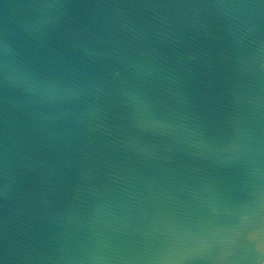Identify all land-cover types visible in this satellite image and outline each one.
Returning <instances> with one entry per match:
<instances>
[{
  "label": "water",
  "instance_id": "water-1",
  "mask_svg": "<svg viewBox=\"0 0 264 264\" xmlns=\"http://www.w3.org/2000/svg\"><path fill=\"white\" fill-rule=\"evenodd\" d=\"M0 264H264V0H0Z\"/></svg>",
  "mask_w": 264,
  "mask_h": 264
}]
</instances>
